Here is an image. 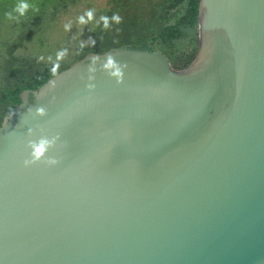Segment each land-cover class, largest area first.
I'll use <instances>...</instances> for the list:
<instances>
[{
  "label": "water",
  "instance_id": "water-1",
  "mask_svg": "<svg viewBox=\"0 0 264 264\" xmlns=\"http://www.w3.org/2000/svg\"><path fill=\"white\" fill-rule=\"evenodd\" d=\"M200 44L185 70L123 46L23 93L0 264H264V0H201ZM41 141L59 163L23 166Z\"/></svg>",
  "mask_w": 264,
  "mask_h": 264
},
{
  "label": "trees",
  "instance_id": "trees-1",
  "mask_svg": "<svg viewBox=\"0 0 264 264\" xmlns=\"http://www.w3.org/2000/svg\"><path fill=\"white\" fill-rule=\"evenodd\" d=\"M19 2L0 0V127L24 92L38 91L90 54L123 46L155 49L181 71L200 51L201 0H24L30 5L25 15L6 18ZM89 9L93 20L80 25L78 17ZM114 13L119 23L112 21ZM102 15L109 17L108 28ZM63 49L67 52L57 60Z\"/></svg>",
  "mask_w": 264,
  "mask_h": 264
},
{
  "label": "clouds",
  "instance_id": "clouds-1",
  "mask_svg": "<svg viewBox=\"0 0 264 264\" xmlns=\"http://www.w3.org/2000/svg\"><path fill=\"white\" fill-rule=\"evenodd\" d=\"M30 7V5L26 2H24V0H20L19 3H17L15 6H13L11 8V10L6 11L4 13L5 17L8 19H19V17H22L25 15V12L27 11V9ZM34 9L36 6H32ZM112 21H115L116 23H119L121 17L118 14H113L111 17ZM93 20V11L91 9L87 10L83 15L78 17V23L80 25H84L86 23H88L89 21ZM99 20L104 21V28H108L109 26V17L107 16H100ZM97 23H99V21H97ZM65 30L67 31L70 27L71 24H65L64 25ZM81 47H83V45H81ZM67 52V49H63L59 52H57V60H59L61 57H63L65 55V53ZM108 65H112V59L109 58L108 59ZM29 111L31 112V109H29ZM36 114L38 115H43L45 113V109L44 107H37L35 110ZM48 143V141H41V145L40 147H37L34 151V153H32L31 155H27L22 163L23 166L28 167L31 166L37 162L43 163L46 166H55L59 163L58 159H56L55 157H51L48 158L47 160H39L38 158L41 155L42 150L44 149L45 145Z\"/></svg>",
  "mask_w": 264,
  "mask_h": 264
}]
</instances>
